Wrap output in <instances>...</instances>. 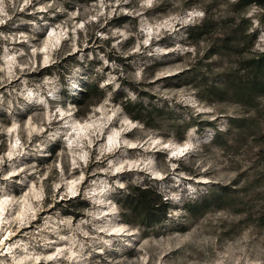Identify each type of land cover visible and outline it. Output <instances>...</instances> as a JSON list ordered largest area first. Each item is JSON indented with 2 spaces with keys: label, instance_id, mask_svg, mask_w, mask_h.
Returning a JSON list of instances; mask_svg holds the SVG:
<instances>
[{
  "label": "rangeland",
  "instance_id": "obj_1",
  "mask_svg": "<svg viewBox=\"0 0 264 264\" xmlns=\"http://www.w3.org/2000/svg\"><path fill=\"white\" fill-rule=\"evenodd\" d=\"M263 51L264 0H0V264H264Z\"/></svg>",
  "mask_w": 264,
  "mask_h": 264
},
{
  "label": "trees",
  "instance_id": "obj_2",
  "mask_svg": "<svg viewBox=\"0 0 264 264\" xmlns=\"http://www.w3.org/2000/svg\"><path fill=\"white\" fill-rule=\"evenodd\" d=\"M251 69V82L245 91L250 94L257 86L264 89V51L248 62ZM122 209L125 216L136 219L137 223L149 226L163 221L166 216L167 203L161 193L152 185L129 187L123 198Z\"/></svg>",
  "mask_w": 264,
  "mask_h": 264
},
{
  "label": "bare ground",
  "instance_id": "obj_3",
  "mask_svg": "<svg viewBox=\"0 0 264 264\" xmlns=\"http://www.w3.org/2000/svg\"><path fill=\"white\" fill-rule=\"evenodd\" d=\"M110 141H111V139H110Z\"/></svg>",
  "mask_w": 264,
  "mask_h": 264
}]
</instances>
